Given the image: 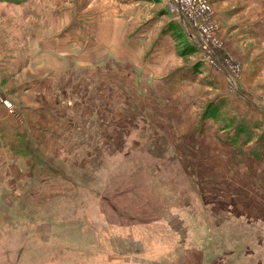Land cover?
Returning <instances> with one entry per match:
<instances>
[{
  "label": "rangeland",
  "instance_id": "374dc122",
  "mask_svg": "<svg viewBox=\"0 0 264 264\" xmlns=\"http://www.w3.org/2000/svg\"><path fill=\"white\" fill-rule=\"evenodd\" d=\"M52 1L27 0L21 9L0 3V85L13 89L8 94L19 102L28 92L21 82L33 78L16 76L23 65L33 63L38 79L47 69L38 53V61L27 62L39 34L51 30L49 21L38 28L40 21L47 13L55 19L56 10L61 23L68 8L49 12ZM68 1L71 19L90 29L82 31L92 47L101 19L123 26L137 13L155 16L151 29L157 20H172L161 2ZM205 1L219 26V66L225 59L237 87L219 67L202 63L200 52L182 54L190 42L179 28L182 39L174 37V20L157 30L120 31L125 43L130 35V46L140 40L174 46L170 69L195 71V84H164L162 66L154 74L159 80L142 83L127 53L117 50L125 43L102 36L108 50L116 49L95 62L97 85L78 84L91 72L80 67L67 95L60 91L52 101L39 95L50 108L30 112L37 140L18 144L32 167L37 161L36 180L24 175L16 183L29 166L22 160L0 173V264H264V0ZM115 52L128 64L114 65V75L108 64ZM117 75V85L108 81ZM211 104L221 105L217 122L203 118ZM239 125L243 137L236 134Z\"/></svg>",
  "mask_w": 264,
  "mask_h": 264
},
{
  "label": "crops",
  "instance_id": "0c3cea01",
  "mask_svg": "<svg viewBox=\"0 0 264 264\" xmlns=\"http://www.w3.org/2000/svg\"><path fill=\"white\" fill-rule=\"evenodd\" d=\"M41 1L43 0H31V3L38 4ZM29 2L19 3L17 5L11 4L10 7L15 8V9H21L22 6L27 5ZM134 2L136 3L129 2L128 5H131L130 3H132L133 4L132 7H133L135 5L140 4V3H137L138 1L134 0ZM159 2L163 4L164 9L166 8L168 10L167 12L170 14V16L172 17V20H174L175 24L178 26V27H175V26L171 27V30H177L178 28H179L178 30H183V33H185L187 38L191 41V39L187 35V28L185 26V23L178 17L174 16L169 11V9L165 6L164 0H158V2L156 3H159ZM52 5L53 6L51 7V10L49 12H51L56 7H57V10L61 8L65 10L64 6L65 5L68 6L67 11L62 12L61 14L62 15L61 18L62 20L64 19L63 20L64 22L61 20V23H58L59 21L58 12L56 13V10H55L56 20L52 18L54 16L52 13H47V19L40 21L38 28H41L47 21H49L50 29L55 30V31L52 32L51 30H49V33L43 34V32L45 31L43 30L42 33L39 34L38 39H37V49L34 50V46H33V49H31L30 51L31 55H33V58L31 57L27 61V62H30L31 60L38 61L39 58L36 57L38 54L44 56L43 61H44V64L47 66V69L41 75L43 78L38 79L40 75H37L36 73L34 74V70L32 68H35V65L33 63H32V66L30 63H28V65H23L24 67L22 71L19 72L16 76L21 78V77H28L29 75L31 77L33 76V78L30 79V81H28L25 78L21 82L19 88H22L24 85L25 89L28 92H24V94H22V100L20 102L17 100H14L8 94V92L12 91L13 89H10L6 84L4 86L5 88H1V85H0V95L4 99L10 101V103L16 105L19 108L21 116H22L21 121H18L14 117H12L13 120L12 119L10 120V118L9 120H7L5 117H2V114L0 112V137H2L3 142H4L3 147L0 148V173L3 170L11 171V168L13 170V166L15 165V162H21L20 160L26 161L29 164V166L27 167V170L26 169L24 170L25 173L20 171V176H18V180L16 181V183L18 184L21 180L19 178L23 177L24 175H27L28 181L36 180V173L39 170L37 161H36L35 166L32 167L33 162L30 160V157L25 156L20 153L19 154L14 153L13 148L17 146L19 147L21 145V144L20 145L18 144V141H20V139L22 138H24L27 141L29 146L32 140H37L36 137L34 136L33 128L31 125L32 122H31L30 112L31 111L36 112L37 115L46 113L45 110L49 109L50 106L48 107L43 106V96H49L50 101H52L53 99L59 97L58 93L60 91H63V93L67 95L65 91L71 90L72 87H75L74 84H75V81H77V79H73L72 72L77 71V69L80 67L86 70H90L91 72H86L87 77L89 75L88 80H84V81L78 80V84L85 85V82H87L88 84L97 85L96 79L92 75V73L95 72L99 68V65L95 66L96 65L95 62L102 61V58L108 57L110 50L111 51L113 50L112 48L108 50L109 45L103 43L102 36H105L104 38L105 40H109L112 37L113 43L114 41L115 43L116 42L125 43L124 38H122V31L120 30H157V28L160 25H162L164 22H165L164 24V27H165L167 23L170 24V22L172 21V20L170 22L163 21L160 23V21L157 20L154 24V27L151 29L148 26V24L155 18V16L153 17L151 16L152 18L151 17L141 18V17H138V13H137L134 16H132L130 20L123 21L124 23L123 26L120 23H118L117 20H114V18L112 17L109 20L105 21V23L101 19L100 20L101 22L98 23L95 29L97 32H99L101 38L99 36L98 37L96 36L95 45L92 47V46L87 45L88 44L87 38L84 32L82 31V30H90V29L88 28L86 24L84 26L82 25V27L78 26L75 22V20L78 18L71 19V16L69 14V9H70L69 1L68 0H57L56 2L55 0H53ZM131 25H133L134 27L133 28L130 27ZM56 30H59L58 31L59 34L57 36H55ZM171 32L173 33V31ZM129 37L130 35H128L125 38L126 40L125 45L123 47H118L117 50L125 51L127 53L126 56L129 59L128 62L132 63V66L130 65L128 66L130 70H132V72L136 74L137 80L139 77H142V83L145 82L146 84H148L151 82H156L157 80H159V78L157 76H154V74L156 73V70L160 66H162L166 68V70H164L165 74L161 76V74L159 73L160 74L159 77L162 78V77L168 76V80L164 84H169L172 82H178V83L180 82L182 84H195L198 81L197 75L196 73H194L195 71H192L191 73L189 71L180 73V71H178L177 69L178 66L174 67L173 69H170V67L172 66L171 62L177 59V54L175 53L174 46L163 44V45H158L156 48H153V46H149V44H144V42L141 43V41L143 40H140L139 45L138 43L136 44L134 43L132 46H130ZM100 45L103 46L101 51L99 50ZM136 45L139 46V53L136 52V49H135ZM115 49L116 48H114L113 52L115 51ZM33 50L36 55L33 53ZM148 51H152V55L151 53H149L148 56H146ZM157 52H166V53H164L163 55H160L161 53H157ZM157 57H162L164 61H158V63L156 64L155 62L157 60L156 59ZM120 62L128 64L127 60L120 58L118 55H116V52H115L114 57L112 56L108 64L109 72L111 74H114V73L118 74L117 72L118 70L117 68L114 67V65H117L119 67ZM43 69L44 67L42 66L40 70H43ZM14 72L15 70H11V72H9L10 77L14 75ZM191 75L195 78L193 82H191V78H192ZM189 77H190V80L188 79ZM210 77H211V74H210ZM152 78H155V79H152ZM108 81H110L113 84L116 83L114 85H117L119 83V76L118 75L115 76V79L113 80L108 79ZM3 89H5V91ZM39 95H43V96L41 97ZM21 103L23 105H21ZM26 105H28L29 107H34L35 110L25 109L26 111H24L23 108H25ZM0 111H3L4 113L7 114L8 109L5 106L2 107L0 105ZM49 116L50 114H48V117ZM52 120H53V117H52ZM52 120L50 118V121ZM50 123L53 124L52 122ZM224 131L226 130H223L222 132ZM5 156L6 158H4ZM8 158L12 163H14V164H11V166L9 163H7ZM4 159H6L5 162H4ZM26 172L28 174H26Z\"/></svg>",
  "mask_w": 264,
  "mask_h": 264
},
{
  "label": "built area",
  "instance_id": "2783aa9c",
  "mask_svg": "<svg viewBox=\"0 0 264 264\" xmlns=\"http://www.w3.org/2000/svg\"><path fill=\"white\" fill-rule=\"evenodd\" d=\"M165 6L169 11L181 19L189 31L195 46L199 49L202 59L211 67H219L225 74L231 78V85L237 87L235 73L227 69V62L224 59L219 66L217 59V49L221 47L214 34L219 30L212 22V11L205 0H164ZM211 30V32H209ZM220 54V53H219ZM218 54V56H219ZM0 103L5 106L9 113L18 120L21 119L20 110L12 103H9L0 95Z\"/></svg>",
  "mask_w": 264,
  "mask_h": 264
},
{
  "label": "trees",
  "instance_id": "16d2710c",
  "mask_svg": "<svg viewBox=\"0 0 264 264\" xmlns=\"http://www.w3.org/2000/svg\"><path fill=\"white\" fill-rule=\"evenodd\" d=\"M27 0H0V3L5 4L7 6H10L11 4H19V3H25ZM136 1H140V2H151V3H156L158 2V0H136ZM173 31V35H175L174 37L177 39L179 38V40L182 39V36L178 35V31L177 30H171ZM183 31V30H181ZM185 34V33H183ZM186 35V34H185ZM189 40V39H188ZM190 44L188 46H185L182 54L184 56H191L196 54L197 52H199V50L196 48V46H194V44L189 40ZM119 82H120V77H119ZM220 112H221V105H216V104H211L209 106V108L207 109V111L205 112L203 118L205 120H214L215 122H217L219 120V116H220ZM236 134L239 137H243V135L246 134V130L244 129L243 126H238L236 128ZM248 138L250 137V135L247 136ZM250 141V140H249ZM4 145L3 139L2 137H0V148H2ZM14 149V153H20V154H24V147L22 145H20L19 147H15Z\"/></svg>",
  "mask_w": 264,
  "mask_h": 264
}]
</instances>
